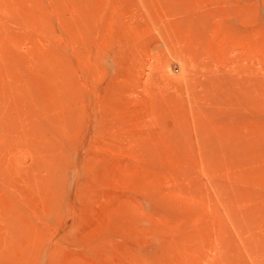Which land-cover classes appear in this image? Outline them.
Wrapping results in <instances>:
<instances>
[{
	"label": "rangeland",
	"instance_id": "obj_1",
	"mask_svg": "<svg viewBox=\"0 0 264 264\" xmlns=\"http://www.w3.org/2000/svg\"><path fill=\"white\" fill-rule=\"evenodd\" d=\"M176 1L0 0V264H264V0Z\"/></svg>",
	"mask_w": 264,
	"mask_h": 264
},
{
	"label": "bare ground",
	"instance_id": "obj_2",
	"mask_svg": "<svg viewBox=\"0 0 264 264\" xmlns=\"http://www.w3.org/2000/svg\"><path fill=\"white\" fill-rule=\"evenodd\" d=\"M158 1H159V0H158ZM174 1H175V0H174ZM177 1H178V0H177ZM177 1H176V3H177ZM195 1H196V0H195ZM204 1H205V0H204ZM206 1H209V0H206ZM210 1H211V0H210ZM226 1H227V0H226ZM235 1H237V0H235ZM241 1L243 2V0H241ZM246 1H248V0H246ZM246 1H245V2H246ZM250 1H251V0H250ZM253 1H254V0H253ZM253 1H252V2H253ZM255 1H256V0H255ZM257 1H258V0H257ZM261 1H262V0H261ZM166 2H167V1H166ZM180 2H181V0H180L178 3L180 4ZM220 2L222 3V1H219V2H217V3H220ZM229 2H231V0H229ZM245 2H244V3H245ZM259 2H260V0H259L257 3H259ZM170 3H171V2H170ZM182 3H183V2H181V4H182ZM194 3H195V2H194ZM214 3H216V1H214ZM234 3H235V2H234ZM234 3H232V5H233ZM253 3H255V2H253ZM260 3H261V2H260ZM262 3L264 4V1H263ZM262 3H261V4H262ZM160 4H161V3H160ZM165 4H166V3H165ZM173 4H174V3H173ZM179 4L177 5L178 7L181 5V4H180V5H179ZM186 4H187V3H186ZM236 4H237V3H236ZM199 5H200V4H199ZM204 5H205V4H204ZM211 5H213V4L211 3ZM222 5H223V4H222ZM251 5L253 6L252 3H251ZM255 5H256V3H255ZM169 6H170V5H169ZM172 6H173V5H172ZM197 6H198V5H197ZM202 6H203V5H202ZM206 6H207V5H206ZM215 6H216V4H215ZM217 6H219V4H218ZM217 6H216V7H217ZM229 6H230V5H229ZM235 6H236V5H235ZM238 6H239V1H238ZM259 6H262V5H259ZM178 7H177V8H178ZM190 7H191V6H190ZM220 7H221V6H220ZM222 7H223V6H222ZM230 7L232 8L233 6H230ZM247 7H250V5H248ZM169 8H170V7H169ZM177 8H176V9H177ZM193 8H194V7H193ZM200 8H201V7H200ZM203 8H204V7H203ZM206 8H207V7H206ZM218 8H219V7H218ZM235 8H236V7H235ZM242 8H244V7H242ZM261 8H263V7H261ZM164 9H165V8H164ZM182 9H183L182 12L184 13V10H185L184 7H183ZM198 9H199V8H197V10H198ZM215 9H216V8H215ZM246 9H247V8H246ZM252 9H253V8H252ZM256 9H258L257 6H256ZM263 9H264V8H263ZM190 10H191V9H190ZM192 10H193V9H192ZM197 10H196V11H197ZM204 10H205V9H204ZM213 10H214V7H213ZM221 10H222V9H221ZM221 10H220V11H221ZM249 10L251 11L250 8H249ZM254 10H255V9H254ZM259 10H260V9H259ZM259 10H258V11H259ZM261 10H262V9H261ZM261 10H260V11H261ZM194 11H195V10H194ZM199 11H200V10H199ZM214 11H215V10H214ZM218 11H219V10H218ZM234 11H235V10H234ZM250 11H249V12H250ZM258 11H255L256 14H257ZM260 11H259V12H260ZM182 12L180 11V13H182ZM187 12H188V11H187ZM216 12H217V10H216ZM222 12H223V11H222ZM255 12H253V13H255ZM259 12H258V13H259ZM261 12H262V11H261ZM195 13H196V12H195ZM200 13H201V11H200ZM209 13H210V12H209ZM209 13H208V11H207V16L209 15ZM230 13H232V12H231V9H230L229 14H230ZM234 13H235V12H234ZM263 13H264V10H263ZM263 13H262V15H260V17L263 16ZM185 14H190V13H186V11H185ZM185 14H184V15H185ZM223 14H224V13H223ZM226 14H227V13H226ZM232 14H233V13H232ZM232 14H231V15H232ZM249 14H252V13H249ZM249 14L247 13V16H249ZM165 15H166V13H165ZM205 15H206V14H205ZM218 15H219V14H218ZM224 15H225V14H224ZM231 15H230V17H233V15H232V16H231ZM236 15H238V12H237ZM236 15H235V16H236ZM239 15H241V14L239 13ZM244 15H245V12H244ZM257 15H258V14H257ZM257 15H256V16H257ZM171 16H172V14H171ZM173 16H174V15H173ZM193 16L195 17L196 15H193ZM199 16H201V18H202V15H199ZM245 16H246V15H245ZM247 16H246V17H247ZM174 17H175V16H174ZM178 17H180V15H179ZM188 17H189V16H188ZM191 17H192V15H191ZM225 17H227V16H225ZM230 17H229V18L227 17V18H228V19H227L228 21L231 20ZM239 17H241V16H239ZM254 17H255V16H254ZM189 18H190V17H189ZM197 18H198V16H197ZM201 18H200V20H197V21H201ZM205 18H206V17H205ZM216 18H217V16H216ZM187 19H188V18H187ZM198 19H199V18H198ZM206 19H207V18H206ZM229 19H230V20H229ZM232 19H234V18H232ZM165 20H166V19H165ZM179 20H182V19H179ZM185 20H186V18H185ZM189 20H190V19H189ZM189 20H188V21H189ZM191 20H192V18H191ZM191 20L189 21L190 23H191ZM210 20H211V19H210ZM212 20H213V21L216 20L215 17H214V19H212ZM212 20H211V24H216V23L213 22ZM218 20L220 21V19H218ZM259 20H260V19H259ZM205 21H207V20H205ZM257 21H258V20H257ZM257 21H256V23L259 22V21H258V22H257ZM160 22H161V21H159L158 23L160 24ZM175 22L177 23V25L179 24L177 21H175ZM184 22H185V21H183V25L180 26L179 28H182V27L184 26ZM189 22H188V23H189ZM193 22H194V21H193ZM195 22H196V20H195ZM212 22H213V23H212ZM221 22H222V21H221ZM221 22H220V23H221ZM225 22H226V21H224V23H225ZM180 23H181V22H180ZM199 23L201 24V22H199ZM260 23H261V22H259V24H260ZM166 24H168V23H166ZM211 24H209V25H211ZM169 25H170V24H169ZM175 25H176V24H175ZM185 25H186V24H185ZM195 25H196V23H195ZM206 25H207V23H206ZM206 25H205V26H206ZM209 25H208V26H209ZM235 25H236V24H235ZM196 26H197V25H196ZM198 26H199V27H198ZM198 26H197L198 28H201V27H202L201 25H198ZM200 26H201V27H200ZM215 26H216V25H215ZM215 26H213V27H215ZM220 26H221V25H220ZM226 26H227V24H226ZM262 26H263V23H262ZM159 27H160V26H159ZM159 27H158V28H159ZM168 27H169V26H168ZM185 27L187 28V25H186ZM185 27H184V28H185ZM252 27H253V26H252ZM179 28H178V29H179ZM184 28H182L181 31H183ZM202 28H203V27H202ZM211 28H212V27H211ZM211 28H210V29H211ZM215 28H216V27H215ZM215 28H214V29H215ZM227 28H228V27H227ZM257 28H258V27H257ZM257 28H256V29H257ZM260 28H262V27H260ZM260 28H259V29H260ZM173 29H176V27H173ZM178 29H177V30H178ZM194 29H195V28H194ZM205 29H209V27L207 28V26H206ZM230 29H231V28H230ZM253 29H254V28H253ZM256 29H255V30H256ZM158 30H159V29H158ZM169 30H170V29H169ZM171 30H172V28H171ZM199 30H200V29H199ZM223 30H224V29H222L221 31H223ZM255 30H254V31H255ZM174 31H175V30H173V32H174ZM207 31H208V30H207ZM215 31H217V30H215ZM219 31H220V30H218V32H219ZM221 31H220V33H221ZM257 31H259V30H257ZM170 32H171V31H170ZM167 33H168V30H167ZM171 33H172V32H171ZM179 33H180V32H179ZM188 33H189V31H188ZM201 33H203V32H201ZM210 33H211V32H210ZM253 33H254V32H253ZM253 33H252V34H253ZM258 33L260 34V32H258ZM258 33L256 32L257 35H258ZM83 34H84V33H83ZM176 34H177V33H176ZM254 34H255V33H254ZM256 34H255V35H256ZM161 35H163V34H161ZM170 35H171V34H170ZM182 35H183V34H182ZM189 35H190V34H189ZM204 35H205V34H204ZM79 36H81V35H79ZM172 36H173V35H172ZM190 36H193V35H190ZM81 37H82V36H81ZM83 37H84V35H83ZM178 37H179V36H178ZM182 37H183V36H182ZM185 37H187V36L185 35ZM200 37H201V36H200ZM211 37H212V36H211ZM211 37H210V38H211ZM218 37H219V36H217V38H218ZM167 38H168V36H167ZM167 38H166V40H167ZM189 38H190V37H189ZM196 38H197V37H196ZM205 38H206V37H205ZM205 38H204V39H205ZM255 38H256V37H255ZM178 39H179V38H178ZM181 39L183 40V38H181ZM185 39H186V38H184V40H185ZM187 39H188V38H187ZM193 39H194V38H193ZM199 39H200V38H199ZM61 40H63V39H61ZM70 40H71V39H70ZM72 40H73V39H72ZM79 40H80V39H79ZM97 40H98V39H97ZM164 40H165V39H164ZM182 40H181V41H182ZM194 40H195V39H194ZM209 40H210V39H209ZM212 40H213V39H212ZM175 41H176V40H175ZM203 41H204V40H203ZM206 41H208V40H206ZM215 41H216V40H215ZM72 42H73V41H72ZM80 42H81V41H80ZM96 42H97V41H96ZM191 42H194V41H191ZM196 42H198V41H196ZM200 42H202V41H200ZM212 42H213V41H212ZM97 43H98V42H97ZM176 43H177V42H176ZM184 43H185V41H184ZM206 43H207V42H206ZM210 43H211V42H210ZM216 43H219V42H216ZM263 43H264V42H263ZM80 44H81V43H80ZM180 44H181V43H180ZM193 44H194V43H193ZM208 44H209V42H208ZM69 45H70V44H69ZM77 45H78V44H77ZM77 45H75V46H77ZM181 45L183 46V43H182ZM204 45H205V41H204ZM211 45H213V44H211ZM262 45H263V44H262ZM177 46L180 47L179 44H177ZM219 46H220V45H219ZM96 47H97V46H96ZM170 47L172 48V45H171ZM185 47H186V46H184V48H185ZM189 47H191V46H189ZM205 47H206V45H205ZM214 47H215V45H214ZM257 47H258V45H257ZM78 48H79V47H78ZM78 48H76V49H78ZM176 48H177V47H176ZM184 48L179 49V52H180V50L182 51ZM201 48H202V46H201ZM210 48H211V46H210ZM258 48H260V46H259ZM172 49H173V48H172ZM186 49H187V47H186ZM177 50H178V49H177ZM257 50H258V49H257ZM79 51H80V50H79ZM96 51H97V50H96ZM183 51H184V50H183ZM186 51H187V50H186ZM211 52H212V51H211ZM172 53H173V51H172ZM204 53H205V52H204ZM216 53H217V52H216ZM97 54H98V53H97ZM177 54H178V53H177ZM183 54H184V53H183ZM187 54H188V53H187ZM201 54H202V53H201ZM74 55H75V54H74ZM205 55H206V54H205ZM77 56H78V55H77ZM95 56H96V55H95ZM95 56L93 55L94 58H95ZM211 56H213V55H211ZM78 57H79V56H78ZM206 57H209V56H206ZM211 58H213V57H211ZM211 61H212V60H211ZM75 66H76V65H75ZM206 69H207V68H206ZM208 72H209V70H208ZM228 79H229V78H228ZM216 80H217V79H216ZM216 80H215V82H216ZM213 81H214V80H213ZM209 82H212V81L210 80ZM209 82H207V83H209ZM220 82H221V81L216 82V83H219L218 86H217V89L219 88ZM212 83H213V82H212ZM206 86H207V85H206ZM206 86H205V88H207ZM203 88H204V87H203ZM205 88H204V89H205ZM208 88H209V87H208ZM211 91H212V90H211ZM204 92H205V90H204ZM214 92L216 93V90H215ZM214 92H213V93H214ZM190 93H191V91H190ZM239 94H240V92H239ZM238 96H239V95H238ZM215 98H216V97H215ZM215 98H214V99H215ZM210 99H212V98H210ZM216 99H217V98H216ZM216 99H215V102L217 101ZM212 100H213V99H212ZM219 100H220V99H219ZM224 100H225V102L228 101L227 103H231V101H232V100L229 101L228 99H227V100L224 99ZM239 100H240V99H239ZM244 100H245V98H244ZM210 101H211V100H210ZM208 103L212 106V104H211L209 101H208ZM219 103H220V101H219ZM219 103H218L219 107H222ZM221 104H222V103H221ZM223 104H224V103H223ZM234 106H235V105H234ZM249 108H250V107H249ZM206 109H207V108L204 107L203 110L205 111ZM243 109H246V108H243ZM207 110H208V109H207ZM216 110L220 111L218 108H216ZM229 110H230V109H227V111H229ZM210 112H211V111H210ZM221 112H223V114H224V111H221ZM225 112H226V111H225ZM238 112L240 113V111H238ZM252 112H253V111H252ZM216 113H218V112H216ZM242 113H244V112H242ZM245 113H246V112H245ZM232 114H233V113H232ZM249 114H250V111H249ZM217 115H220V116H221L222 114L219 113V114H217ZM228 115H229V114H228ZM233 115H234V114H233ZM242 115H243V114H242ZM235 116H236V115H235ZM214 117L216 118L215 120H216V122H217V116L214 115L213 118H214ZM226 117H228L227 114H226ZM233 117H234V116H233ZM219 118H220V117H219ZM219 118H218V119H219ZM221 118H222V117H221ZM230 118H232L231 115H230ZM230 118H229V119H230ZM240 118H241V117H240ZM224 119H225V118H224ZM224 119H223V123H225L227 120H229V119H227V120L225 119V120H226V121H225ZM234 119H235V118H234ZM207 120L209 121V119H207ZM215 120H213V121H215ZM237 120H238V119H237ZM229 121H230V120H229ZM227 122H228V121H227ZM205 123H206V122H205ZM237 123H238V122H237ZM237 123H235V124L237 125ZM240 123L243 124L242 121L240 122V119H239V124H240ZM214 124H215V123H214ZM219 124H220V123H219ZM226 124L228 125V123H226ZM235 124H233L232 126H236ZM221 125H222V124H220V126H221ZM224 126H225V124H224ZM224 126H222V127H224ZM248 126H249V124H248ZM208 127H209V126H208ZM208 127H207V128H208ZM224 128H225V127H224ZM230 128H231V127H230ZM233 128L237 129V128H238V125H237L236 127H233ZM248 128H249V127H248ZM209 129H210V128H209ZM222 129H223V128H222ZM238 129H240V128H238ZM242 129H244V128H242ZM255 129H256V128H255ZM229 130H230V129H229ZM238 131H239V130H237V132H238ZM253 131H254V130H253ZM223 132L227 133V132H230V131L227 130V132H226V131L223 130ZM240 132H241V129H240ZM242 132H243V131H242ZM242 132H241V133H242ZM221 133H222V132H221ZM243 133H244V132H243ZM252 133H253V132H252ZM258 133H259V132H258ZM258 133H257V134H258ZM211 134H212V133H211ZM219 134H220V133H219ZM236 134H237V133H236ZM226 135H227V134H226ZM240 135H241V134H240ZM244 135H245V134H244ZM230 136H231V135H230ZM200 137H201V136H200ZM219 137H220V136H219ZM242 137H243V135H242ZM255 137H256V136H255ZM232 138H233V137H232ZM224 139H225V138H224ZM226 139H227V138H226ZM226 139H225V140H226ZM234 139H235V138H234ZM244 139L246 140L247 138L244 137ZM252 139H253V138H252ZM254 139H256V138H254ZM254 139H253V140H254ZM220 140H223V139H220ZM227 140H228V139H227ZM256 140H257V139H256ZM242 141H243V140H240V142H242ZM260 141H261V140H260ZM233 143H234V142H233ZM242 143H243V142H242ZM244 143H246V142H244ZM247 143H248V142H247ZM258 144H260V142H259ZM252 175H253V174H252ZM249 177H250V176H249ZM249 177H248V178H249ZM255 178H256V177H255ZM246 179H247L246 176H244L243 183L246 181ZM244 180H245V181H244ZM251 180H253V179L251 178ZM255 180H256V179H255ZM255 180H254V181H255ZM247 181H248V180H247ZM233 182H234V181H233ZM237 183H239V182H237ZM245 184H246V183H244V186H245ZM248 184H250V182H249ZM246 185H247V184H246ZM256 185H257V183H256ZM258 185H259V184H258ZM237 186H238V185H237ZM240 186H241V185H240ZM250 186H251V185H250ZM238 187H239V186H238ZM241 187H242V186H241ZM241 187H240V188H241ZM245 187H246V186H245ZM247 187H248V185H247ZM256 187H258V186H256ZM240 188H239V189H240ZM248 188H249V187H248ZM252 188H254V187H252ZM234 189H235V192H236V190L239 192L238 188L236 189V188L234 187ZM250 189H251V188H250ZM241 190H242V188H241ZM243 190H246V188H243ZM256 190H258V189H256ZM223 191H224V189H223ZM228 191H229V190H228ZM246 191H248V190H246ZM246 191H245V192H246ZM251 191H252V189H251ZM253 191H254V189H253ZM224 192H225V191H224ZM230 192H231V191H230ZM232 192H233V191H232ZM238 192H236V193H238ZM222 193H223V192H222ZM222 193H221V194H222ZM242 193H243V192H242ZM257 193L260 194V192H258V191H257ZM225 194H226V193H225ZM230 194H231V193H230ZM244 194H245V193H244ZM250 194H251V193H250ZM246 195H247V194H246ZM252 195H253V194H251V196H252ZM254 195H257V194H254ZM222 196H223V195H222ZM226 196H227V195H226ZM249 196H250V195H248V197H249ZM161 197H162V196H161ZM257 197H258V195H257ZM243 198H244V197H243ZM259 198H260V197H259ZM220 200H221V199H220ZM247 200H248V199L246 198V201H247ZM250 200H251V198H250ZM250 200L248 201L249 204H250V202H251ZM256 200H257V199H256ZM225 201H226V200H225ZM227 201L229 202V200H227ZM243 201H244V200H243ZM136 202H137V201H136ZM257 202H258V201H257ZM260 202H261V201H260ZM227 204H228V203H227ZM233 204H234V203H233ZM233 204H231V206H233ZM240 204H241V203H240ZM236 205H237V204H236ZM236 205H235V206H236ZM238 205H239V204H238ZM243 205H244V204H243ZM246 205H247V204H246ZM81 206H82V205H81ZM229 206H230V205H229ZM239 206H240V205H239ZM239 206H238V207H239ZM254 206H256V205H254ZM226 207H227V206H226ZM249 207H250V205H249ZM258 207H259V206H258ZM263 207H264V206H263ZM227 208H228V207H227ZM231 208H232V207H231ZM241 208H242V207H241ZM245 209H247V208H245ZM250 209H251V207H250L249 209H247V210H250ZM253 209H254V208H253ZM253 209H252V210H253ZM130 210H131V209H130ZM262 210H263V209H262ZM229 211H232V210H229ZM229 211H228V212H229ZM134 212H135V211H134ZM138 212H139V211H138ZM234 212H235V211H233V215H234ZM133 214H134V213H133ZM231 216H232V215H231ZM133 218H134V217H133ZM136 218H137V217H136ZM152 218H153V217H152ZM166 218H167V217H166ZM214 218H215V217H214ZM134 219H135V218H134ZM134 219H133V220H134ZM153 219H155V218H153ZM153 219H152V220H153ZM159 219H160V218H159ZM161 220H163V219H161ZM215 220H216V219H215ZM234 220H236L235 216H234ZM165 221H166V220H165ZM236 221H237V220H236ZM131 222H132V221H131ZM155 222H156V220H155ZM155 222H154V223H155ZM160 222H161V221H160ZM256 222H257V221H256ZM156 223H157V222H156ZM164 223H165V222H164ZM261 223H262V222H261ZM138 224H139V223H138ZM164 225H165V224H164ZM186 226H187V225H186ZM216 226H218V225H216ZM214 227H215V224H214ZM214 227H213V228H214ZM218 227H219V226H218ZM162 228H163V227H162ZM219 228H220V227H219ZM134 229H135V228H134ZM214 229H215V228H214ZM262 229H263V228H262ZM218 230H219V229H218ZM240 230H241V229H240ZM136 231H137V230H136ZM127 232H128V231H127ZM129 232H130V231H129ZM243 232H244V231H243ZM184 233H185V232H184ZM189 233H190V232H189ZM129 234H131V233H129ZM129 234H128V237H130V236L132 235V234H131V235H129ZM177 234H178V233H177ZM185 234H186V233H185ZM187 234H188V233H187ZM187 234H186V235H187ZM252 234H253V233H252ZM186 235H185V236H186ZM148 236H149V235H148ZM193 236H195V235H193ZM122 237H123V236H122ZM154 237H155V236H154ZM166 237H167V235H166ZM166 237H165V238H166ZM187 237H188V236H187ZM134 239H135V237H134ZM156 239H157V238H156ZM138 240L140 241L141 239L139 238ZM146 240H147V239H146ZM139 241H137V242H139ZM125 242H126V241H125ZM184 242H185V241H184ZM192 242H193V241H192ZM137 244H138V243H137ZM142 244H143V241H142ZM160 244H161V243H160ZM191 244H192V243H191ZM139 245H140V242H139ZM189 245H190V244H189ZM255 245H256V244H255ZM141 246H142V245H141ZM147 246H148V245H147ZM139 247H140V246H139ZM162 247H163V246H162ZM183 247H184V246H183ZM196 247H197V246H195V248H196ZM163 248H165V247H163ZM163 248H162V250H163ZM186 248H187V247H186ZM189 248L191 249V247H189ZM156 249H157V248H156ZM213 249H214V248H213ZM140 250H141V248H140ZM157 250H158V249H157ZM183 250H184V249H183ZM158 251H159V250H158ZM174 251H175V250H174ZM174 251H173V252H174ZM181 251H182V250H181ZM197 251L200 253V250H197ZM191 252H192V250H191ZM124 253H125V252H124ZM158 253H159V252H158ZM161 253H162V252H161ZM125 254H126V253H125ZM172 254H173V253H172ZM183 254H185V253H183ZM188 254H189V253H188ZM190 254H191V253H190ZM194 254H195V253H194ZM120 255H121V254H120ZM181 255H182V254H181ZM195 255H196V254H195ZM259 255H260V254H259ZM122 256H123V255H122ZM125 256H126V255H125ZM125 256H124V257H125ZM184 256H185V255H184ZM164 257L169 259V258L171 257L170 252H169V251L164 252ZM186 257H187V256H186ZM110 258H111V257H110ZM126 258H129V257L126 256ZM126 258H125V259H126ZM197 258H198V257H197ZM138 259H139V258H138ZM149 259H150V258H149ZM154 259H155V258H154ZM158 259H159V258H158ZM171 259L173 260L172 257H171ZM180 259H181V258H180ZM199 259H200V258H199ZM112 260H114V259L112 258ZM127 260H128V261H129V260L131 261L132 259L129 258V259H127ZM140 260H141V259H139L138 262H140ZM188 260H190V259H188ZM188 260H187V261H188ZM194 260H195V259H194ZM194 260L192 259V261H194ZM177 261H178V260H177ZM183 262H184V260H183ZM183 262H182V263H183ZM182 263H181V264H182ZM186 263H187V262H186ZM193 263H194V262H193ZM188 264H189V263H188ZM190 264H191V262H190Z\"/></svg>",
	"mask_w": 264,
	"mask_h": 264
}]
</instances>
